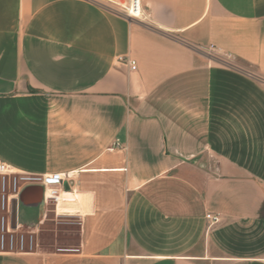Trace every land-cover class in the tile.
I'll return each instance as SVG.
<instances>
[{
    "label": "crops",
    "instance_id": "obj_1",
    "mask_svg": "<svg viewBox=\"0 0 264 264\" xmlns=\"http://www.w3.org/2000/svg\"><path fill=\"white\" fill-rule=\"evenodd\" d=\"M141 4L0 0V160L63 179L0 264H264V0Z\"/></svg>",
    "mask_w": 264,
    "mask_h": 264
},
{
    "label": "built area",
    "instance_id": "obj_2",
    "mask_svg": "<svg viewBox=\"0 0 264 264\" xmlns=\"http://www.w3.org/2000/svg\"><path fill=\"white\" fill-rule=\"evenodd\" d=\"M99 3L104 8L127 17L145 19L141 0H89ZM129 68L135 69V61L128 57H120ZM62 176L35 175L18 172L7 163L0 160V253H26L33 251L36 244L33 234H27L22 230V224L16 221L14 227L11 225L12 200L18 198L21 188L27 184H41L44 189L43 198L46 199V190L49 186L51 199H56V189L50 185L58 184L62 181ZM211 223L218 220L217 216L206 215Z\"/></svg>",
    "mask_w": 264,
    "mask_h": 264
},
{
    "label": "water",
    "instance_id": "obj_3",
    "mask_svg": "<svg viewBox=\"0 0 264 264\" xmlns=\"http://www.w3.org/2000/svg\"><path fill=\"white\" fill-rule=\"evenodd\" d=\"M43 194H44V189L41 184H27L21 188L18 194V198L12 200V206H11L12 227H14L16 224L17 213L19 212V208L20 211H21V207L23 208L22 214H23V210L27 209L28 207L37 208L38 211L42 208ZM27 224H33V223L28 222Z\"/></svg>",
    "mask_w": 264,
    "mask_h": 264
},
{
    "label": "rangeland",
    "instance_id": "obj_4",
    "mask_svg": "<svg viewBox=\"0 0 264 264\" xmlns=\"http://www.w3.org/2000/svg\"><path fill=\"white\" fill-rule=\"evenodd\" d=\"M241 65L246 67V68H249V69H252L250 66H248L247 64L241 62ZM19 208V207H18ZM22 207H21V211H20V208H19V212L17 213V220L19 223L22 224V230L23 232L27 233V234H30L32 233L33 234V237H34V242L37 246V238L39 236L40 238V243L42 244V247H45V246H48L49 244H52L53 242H51V239L49 238V236L44 232L45 230L42 228L38 231H34L35 230V226L34 224H27L28 222L26 220L23 219V214H22ZM20 212H21V215H20ZM26 221V222H25ZM48 223L45 224V228L48 227L47 225ZM61 244V243H60ZM36 247H34L33 249H35Z\"/></svg>",
    "mask_w": 264,
    "mask_h": 264
},
{
    "label": "bare ground",
    "instance_id": "obj_5",
    "mask_svg": "<svg viewBox=\"0 0 264 264\" xmlns=\"http://www.w3.org/2000/svg\"><path fill=\"white\" fill-rule=\"evenodd\" d=\"M50 193H51V192H50V190H49V187H47V190H46V196H47V198L50 197Z\"/></svg>",
    "mask_w": 264,
    "mask_h": 264
}]
</instances>
